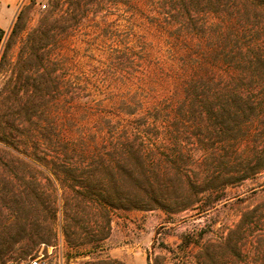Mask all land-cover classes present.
<instances>
[{
    "label": "trees",
    "instance_id": "1",
    "mask_svg": "<svg viewBox=\"0 0 264 264\" xmlns=\"http://www.w3.org/2000/svg\"><path fill=\"white\" fill-rule=\"evenodd\" d=\"M94 1L52 0L13 61L18 15L0 58L17 106L0 141L53 191L44 201L31 188L34 201L21 209L50 211L33 245L59 234L66 261L100 250L114 210L176 212L204 200L211 190H193L182 166L198 163L211 178L215 162L264 165V0H149L153 14L145 0ZM167 2L173 9L161 12ZM251 219L214 240L185 234L191 264H264V233L247 239ZM5 228L0 264L20 241Z\"/></svg>",
    "mask_w": 264,
    "mask_h": 264
},
{
    "label": "rangeland",
    "instance_id": "2",
    "mask_svg": "<svg viewBox=\"0 0 264 264\" xmlns=\"http://www.w3.org/2000/svg\"><path fill=\"white\" fill-rule=\"evenodd\" d=\"M51 1L0 0V58L17 16L20 15L22 30L13 39L9 49L13 61L17 57L21 39L36 27L41 11L49 8ZM95 5L102 9L113 6L110 0H95ZM140 5L146 14L158 11L155 9L157 3L149 0L142 1ZM169 9H173L172 2H167L160 11L167 12ZM59 73L61 70H57L58 75ZM6 79L3 72H0V136L12 131L11 122L17 115L16 101L4 84ZM9 138L13 140L12 137ZM19 155L13 144L0 141V231L5 228L2 225L5 217L21 218L27 214L26 220L21 219L23 225H10L5 228L20 239L14 243V252L5 264H29L36 256H39L40 264H95L93 262L96 258L103 260L96 264H117L114 259L122 264H182L184 261L191 264L194 253L189 248L184 249L185 234H197L201 231L205 232V237L214 240L225 235L243 216H252L251 225L247 229L250 245L255 243L259 232L264 233V165L255 169L250 164L244 168L239 165V159L235 158L227 167L218 169L215 162L209 170L214 169L217 172H211V178H204L201 165L192 163L182 166V169L190 175L193 190H211L204 200L193 202L186 209L176 212L161 208L114 210L109 234L103 240L100 250L66 261L64 257H60L65 252V245L59 234L55 238L54 235L51 236L48 245L39 242L33 245L38 236H46L47 232L43 227L51 222L50 211L42 210L41 207L36 210L21 208H27L34 201L31 188H36L44 201L48 200L53 191L46 174L21 164ZM244 174L246 177L241 178ZM184 202L186 201L180 200L178 204ZM28 247L31 252L24 256L22 252Z\"/></svg>",
    "mask_w": 264,
    "mask_h": 264
},
{
    "label": "built area",
    "instance_id": "3",
    "mask_svg": "<svg viewBox=\"0 0 264 264\" xmlns=\"http://www.w3.org/2000/svg\"><path fill=\"white\" fill-rule=\"evenodd\" d=\"M0 38H1V32H0ZM29 264H40V262H39V256H36V257L32 258L29 261Z\"/></svg>",
    "mask_w": 264,
    "mask_h": 264
}]
</instances>
